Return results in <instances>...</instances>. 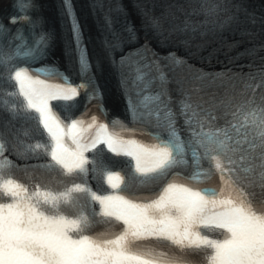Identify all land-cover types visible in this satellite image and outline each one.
Masks as SVG:
<instances>
[{
	"label": "snow or ice",
	"instance_id": "1",
	"mask_svg": "<svg viewBox=\"0 0 264 264\" xmlns=\"http://www.w3.org/2000/svg\"><path fill=\"white\" fill-rule=\"evenodd\" d=\"M14 2L20 14L9 23L27 24L35 35L29 42L24 30L17 29L7 45L0 44V264H264V95L256 100V89L264 88V69L240 74V91L233 85L223 95L207 98L201 87L175 80L179 98L174 100L169 73L177 69L186 68L191 80L201 84L237 77L195 69L176 51L161 56L148 43L125 52L123 45L138 39L131 25L126 36L105 39L104 51L93 63L71 0H63L64 14L71 19L70 71L78 77L73 84L56 67L31 69L46 57L51 36L36 33L38 21L29 15L34 0ZM221 12L230 14L217 24ZM142 13L162 44L177 34L223 29L237 22L240 13L256 23L242 2L200 0L181 23H169L165 36L162 19ZM194 16L201 19L194 21ZM106 21L111 25L108 17ZM10 31L0 24V35ZM182 43L190 46L187 39ZM106 62L121 74L130 123L156 129L149 133L154 143L134 138L140 128L118 117L108 119L96 75ZM81 98L85 112L73 118ZM93 103L108 122L87 116ZM18 120L31 122L22 130L24 137L32 139L35 133L44 139H21L20 130L13 131ZM9 145L20 158L46 157L32 167L55 175L46 182H19L12 174L16 166L4 156ZM99 145L130 160L105 161ZM89 164L98 183L106 180L118 191H92L86 179ZM117 165L123 166L126 180L112 170ZM213 177H218V187H197ZM133 187L153 195L120 194ZM99 224L105 231L89 234ZM152 241L155 246L146 243ZM161 245L167 250L158 251Z\"/></svg>",
	"mask_w": 264,
	"mask_h": 264
}]
</instances>
